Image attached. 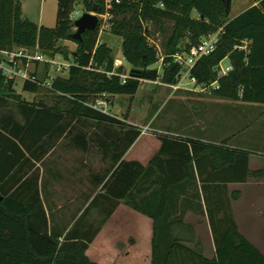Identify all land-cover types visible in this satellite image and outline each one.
<instances>
[{"label":"trees","instance_id":"1","mask_svg":"<svg viewBox=\"0 0 264 264\" xmlns=\"http://www.w3.org/2000/svg\"><path fill=\"white\" fill-rule=\"evenodd\" d=\"M77 2L58 0L57 23L48 27L26 18L19 0H0V49L38 47L49 57L61 55L72 63L67 76L58 74L49 85H23L31 93L49 89L59 98L52 105L27 102L17 93L16 83L0 74V109L15 104L23 117L20 121L13 112L0 115V264H99L87 249L100 227L92 230L86 218L100 197L124 201L153 219L152 264H264V252L241 232L232 212V201L241 191H231L229 184L264 178V168L251 169L247 151L229 140L209 142L164 131L157 134L161 145L147 165L125 160L141 129L129 123L128 114L120 119L93 107L100 98L112 103L117 95L137 94L146 80L174 84L182 67L173 55L219 30L216 50L192 69L197 83L209 86L218 80L216 67L228 58L233 69L210 91L232 101L264 104V0H254L234 18H229L223 0H121L111 8L105 0H83L88 11L101 16L98 28L84 33L83 41L72 37ZM103 20L123 38V56L132 64L128 72L116 65L112 47L100 40ZM164 21L175 25L162 54L151 42L150 23L163 27ZM187 33L190 40L183 48L180 42ZM60 40L75 41L78 48L70 51L58 45ZM162 58V68L153 67ZM46 80L47 75L41 77ZM72 121L119 126L127 144L121 150L119 136H95L100 147L111 151L114 169L107 179L93 178L103 184L104 193L93 198L66 232L51 226L39 174L29 172V167L32 157L40 159L47 151L43 137L67 130ZM72 140L84 150L91 145L90 137L81 132ZM189 211L207 217L213 257L205 255L195 225L186 221Z\"/></svg>","mask_w":264,"mask_h":264},{"label":"rangeland","instance_id":"2","mask_svg":"<svg viewBox=\"0 0 264 264\" xmlns=\"http://www.w3.org/2000/svg\"><path fill=\"white\" fill-rule=\"evenodd\" d=\"M19 2L28 19L40 22L41 25L48 27L56 25L58 0H19ZM253 4H255L254 0H233L229 18L236 17ZM86 11L88 10L83 0H78L74 16H72L73 19L75 20L80 17ZM193 16H198L197 11L193 12ZM103 21L104 25L100 32L101 42H106L112 47L116 62L118 59H124L122 50L123 38L112 32L111 24L105 20ZM174 25V21H164L163 27H160L156 23H150L151 42L157 45L162 54L165 45L172 36ZM189 40L190 35L187 33L182 38L180 46L184 48ZM58 45L66 47L70 51L78 48V44L72 40H60ZM55 59L59 62L68 61L61 55H57ZM68 62L71 63V61ZM222 62L224 65H227L230 63V60L226 58ZM120 65L125 67L126 72L132 68V64L125 59L123 60V64ZM153 67L161 69V61L155 63ZM31 69L38 70L41 77L48 75V73L51 76L58 74L63 76L68 75L67 69L64 72H58L54 66L48 63L33 65ZM16 91L30 103L43 100L45 103L52 105L59 102V98L53 95L47 88H42L37 93H31L24 91L23 83L19 82L16 85ZM113 100L114 102L110 103L109 111L120 119H123L128 114L129 123L137 125L141 129L140 139L128 148L130 150V158L133 160H138L147 165L159 150V142L161 140L157 134L171 131L174 134L181 133L205 139L209 142L229 140L228 142L231 145L248 152L252 170L264 168V104L262 103L232 101L217 97L210 89H203L200 84H194L190 75L182 80L181 88L176 89L167 84H155L147 80L142 83L137 94L133 96L117 95ZM8 112H13L20 121H23V117L15 104H11L6 109H0V115H5ZM81 131L89 134L91 139L88 156H91L93 159H88L86 182H89V188L92 189L93 174L102 173L97 172L98 167L101 166L97 158L107 151L103 147L97 148L95 136H101L105 133L114 134V137L119 136L122 140L120 142L122 150L127 144L126 134L119 126H96L94 124H83L79 121H72L70 132L76 133ZM233 189L241 190L239 199L232 201V212L236 221L240 224L241 230L245 234H248L249 238L264 250V178L250 177L249 181L244 184L230 185V190ZM92 191H95V189ZM92 191L90 190L88 194L89 203L96 195ZM139 199L137 198V201ZM83 206L80 205V209ZM137 212L142 214L139 210ZM88 216L89 225L93 226L92 230L105 223V218L96 207H93L89 211ZM143 219L145 218L143 217ZM143 219H136V233L135 236L133 235L136 243H139L137 244L138 249L135 256V264H152L151 230L150 232L147 230L146 232L145 230L143 231V227H147ZM185 219L187 222L195 225L197 235L203 240L205 255L213 257L215 247L207 218L189 211ZM147 241L149 243L148 246H144L143 242ZM187 244L194 247L193 243Z\"/></svg>","mask_w":264,"mask_h":264},{"label":"crops","instance_id":"3","mask_svg":"<svg viewBox=\"0 0 264 264\" xmlns=\"http://www.w3.org/2000/svg\"><path fill=\"white\" fill-rule=\"evenodd\" d=\"M24 16L27 18L25 14ZM35 22L41 26L40 22ZM124 59H118L116 64H123ZM70 129L71 126L69 125L67 130L56 131L49 136H44L43 138L47 139L48 143L47 151L40 159L36 158V156L32 157V162L34 164H32L33 166L31 169L29 167V172L35 171L39 174V190L51 226L56 229H65L66 232L72 227L73 223L82 216L83 212L88 207V194L90 190L92 191L95 189V191L92 192H95L96 195L98 193H104L101 191L103 184H96L93 179V183H91L92 189L89 188V182H86V170H88V159L92 160L93 158L88 156L89 149L84 150L73 142L72 139L78 132L71 133L69 132ZM81 133L86 134L87 137L89 136L85 131H81ZM101 136L104 137L105 135L103 134ZM139 139L140 137L137 138L134 144ZM159 144L161 145V142H159ZM97 148H100L98 143ZM123 159L133 160L130 158V150L126 151ZM97 160H99L101 164L97 172L102 173L93 174L92 178H101L103 176H105L106 179L109 178L114 169L111 151L104 152ZM244 183L246 182L230 183L229 187L232 184ZM99 201V205L96 208L101 211V214L105 218V223L100 226V229L89 244L87 255L92 261L99 264H135V256L138 249L137 244H139L134 240L136 219L145 218L143 221L147 224V227H143V231L145 230L146 232L147 230L150 232L151 230L150 242L152 245V218L146 216L144 213L141 214L137 212L134 206L124 201L116 202L112 199L106 200L104 197H100ZM80 205H84L82 209H80ZM88 217L87 215V218ZM87 218L86 222L88 221ZM238 225L241 230L242 228L239 223ZM241 232L249 238L248 234H245L242 230ZM251 241L264 252L260 245L253 240ZM143 243L145 244L144 246H148L149 244L148 241Z\"/></svg>","mask_w":264,"mask_h":264},{"label":"built area","instance_id":"4","mask_svg":"<svg viewBox=\"0 0 264 264\" xmlns=\"http://www.w3.org/2000/svg\"><path fill=\"white\" fill-rule=\"evenodd\" d=\"M114 1L120 3L121 0H105V4L108 8H111ZM74 16V13H73ZM101 17V16H100ZM104 19H107L108 14L102 15ZM222 30L216 33L210 34L203 37L200 42L192 46L189 50L177 52L173 55L175 62H177L181 67V74L178 76V80L174 84H169L162 82L161 80H148L152 83L158 84L163 83L174 88H181V82L187 76H191V80L194 84L197 83L196 77L192 74V69L195 67L196 63L203 56L209 55L214 52L218 46L220 33ZM40 63H48L54 66L58 72H64V70H69L72 63L70 62H59L55 58L49 57L44 54L38 47L27 48V47H14L12 49H0V74H2L7 80H13L16 85L22 82L23 85L26 82H33L40 84L42 86L49 85L51 81L54 80V76L48 73L46 82L41 81L40 74L37 73L38 70H32L33 65ZM163 65V58L161 60ZM233 69L231 63L224 65L223 62L216 67L217 77L214 83L209 86H202L203 89H210V87H217L219 79L227 75ZM147 81V80H146ZM110 100L105 98L97 99L94 108L99 109L105 113H111L109 111ZM112 114V113H111ZM143 132V131H142Z\"/></svg>","mask_w":264,"mask_h":264},{"label":"water","instance_id":"5","mask_svg":"<svg viewBox=\"0 0 264 264\" xmlns=\"http://www.w3.org/2000/svg\"><path fill=\"white\" fill-rule=\"evenodd\" d=\"M226 12L230 14L233 0H223ZM100 24V15L95 11H86L74 20L76 30L72 33L73 39L83 41V35L89 30H95Z\"/></svg>","mask_w":264,"mask_h":264}]
</instances>
